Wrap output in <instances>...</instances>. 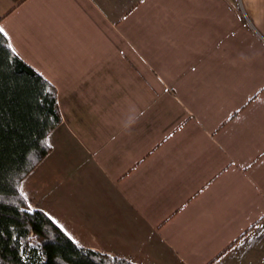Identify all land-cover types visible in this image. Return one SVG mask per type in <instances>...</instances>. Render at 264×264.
<instances>
[{
  "label": "crops",
  "instance_id": "obj_1",
  "mask_svg": "<svg viewBox=\"0 0 264 264\" xmlns=\"http://www.w3.org/2000/svg\"><path fill=\"white\" fill-rule=\"evenodd\" d=\"M61 120L20 189L132 264H264V0H0Z\"/></svg>",
  "mask_w": 264,
  "mask_h": 264
},
{
  "label": "trees",
  "instance_id": "obj_2",
  "mask_svg": "<svg viewBox=\"0 0 264 264\" xmlns=\"http://www.w3.org/2000/svg\"><path fill=\"white\" fill-rule=\"evenodd\" d=\"M60 120L56 88L0 34V264H132L77 245L25 200L20 183L48 154Z\"/></svg>",
  "mask_w": 264,
  "mask_h": 264
},
{
  "label": "snow or ice",
  "instance_id": "obj_3",
  "mask_svg": "<svg viewBox=\"0 0 264 264\" xmlns=\"http://www.w3.org/2000/svg\"><path fill=\"white\" fill-rule=\"evenodd\" d=\"M4 32L3 28H0V34H2Z\"/></svg>",
  "mask_w": 264,
  "mask_h": 264
}]
</instances>
